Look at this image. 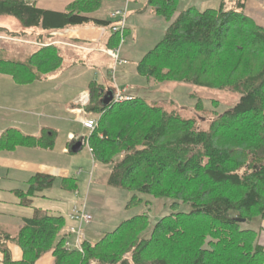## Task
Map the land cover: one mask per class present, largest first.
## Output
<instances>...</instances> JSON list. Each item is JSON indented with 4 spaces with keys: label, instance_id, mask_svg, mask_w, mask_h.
<instances>
[{
    "label": "trees",
    "instance_id": "1",
    "mask_svg": "<svg viewBox=\"0 0 264 264\" xmlns=\"http://www.w3.org/2000/svg\"><path fill=\"white\" fill-rule=\"evenodd\" d=\"M31 1L0 0V17L23 28L5 32L0 26V31L29 38L27 30L40 29L38 40L48 32L112 24L94 15L106 0H72L63 11ZM244 1L221 0L216 8L200 10L182 9L179 0H147L167 25L162 39L136 64L137 74L240 94L208 130L198 128L195 118L140 97L104 105L111 88L89 83L88 110L99 118L88 142L94 160L110 165L106 184L133 192L127 206L141 202L138 193H145L171 198L174 211L160 218L147 238L142 234L148 216L137 214L94 242L83 236L79 250L65 246L62 216L35 209L15 236L0 232L2 264H36L47 253L53 264H264L258 231L243 229L240 222L264 220V27L244 14ZM109 40L108 48H114L119 36L111 34ZM54 51L40 47L25 63L6 62V72L18 82L40 79L59 67L61 56ZM7 136L15 138L4 139L11 148L45 140L12 129ZM53 137L48 135V147ZM54 179L35 174L20 197L51 187ZM181 203L190 206L187 213L175 211ZM4 241L16 243L21 260L12 259Z\"/></svg>",
    "mask_w": 264,
    "mask_h": 264
},
{
    "label": "rangeland",
    "instance_id": "2",
    "mask_svg": "<svg viewBox=\"0 0 264 264\" xmlns=\"http://www.w3.org/2000/svg\"><path fill=\"white\" fill-rule=\"evenodd\" d=\"M68 1L70 0H32L31 3L41 8L63 11L65 3ZM123 3L124 0H106L94 15L100 14L102 18L111 20L109 18L110 9L120 7ZM190 6L202 10L207 7H218V3L216 0H210L207 4H205V0H179L180 8L185 9ZM245 7L246 3L243 8L244 14ZM166 25L164 18L154 13L147 4V0H130L123 43L119 53L120 58L126 60L125 64L115 65V61L104 50H101L95 53L100 63L94 64L84 54L78 57L81 60L80 64L69 67L67 64H63L62 70L59 69L62 71L61 73L52 76L54 73L48 72L49 78L47 77L43 81L21 85L14 82L10 76L2 77L3 75L0 74V135L12 127L26 133L36 134L38 128L52 122L57 130V133L53 134V159L57 162L58 168L65 169L64 171H67L70 177L77 180L78 190L74 191L67 188L68 179L61 181L62 178H56L52 186L45 188L40 196L30 197V203L34 207L41 206L52 210L54 214L61 215L66 224L70 225L68 216L72 208L80 206L86 195L85 209L92 215V221L84 229L87 230V235L93 241L97 240L104 232L112 231L121 221L137 214H147L148 216V229L142 234L147 238L154 224L160 218L174 211L170 208V204L174 200L138 193V197L142 201L127 206L133 192L106 184L110 165L94 160L86 146H83L78 153L63 154L61 152L62 147H67L68 150L71 148L72 142L67 139L68 131H71L77 138L91 134L88 129L83 127L80 115L67 114L65 109L67 105H72L71 109L75 106L78 97L88 90L90 82H100L106 88H113L114 85L125 87L127 94L133 97L144 98L152 104L179 114L182 118H195L197 127L204 130H208L210 123L224 110L235 105L240 98L239 93L230 89H211L178 81L155 82L137 74L136 64L162 39ZM0 26L5 27V32H22L23 29L15 19L10 17H0ZM102 28L107 32V35L110 27ZM27 31L31 32L29 38H17L24 41L35 40L39 47L48 46V33L43 39L37 40V37L44 33L43 31L40 29ZM3 32L0 31V53L4 47L3 44L12 39L6 38L12 36ZM33 49V47L29 49V52ZM88 105L85 110L90 112ZM90 113L97 115L93 112ZM51 115H56L60 119H50ZM30 124L32 126L27 127ZM48 135L46 130L45 136ZM33 157L32 161L48 159L39 153ZM51 162H53L52 158ZM2 174L5 175V170L0 168V187L11 186L20 189L27 187V183L19 180H21L20 178L24 179L28 174H18L15 180L8 182L1 178ZM18 198L22 204L20 197ZM20 208L21 211L27 208L33 209L32 207H23V205H20ZM189 210L188 204L181 203L175 211L187 213ZM258 221L259 218H254L253 224L245 223L246 221L241 222V228L255 229L254 225ZM66 238L70 246L75 247L73 236L68 235Z\"/></svg>",
    "mask_w": 264,
    "mask_h": 264
},
{
    "label": "crops",
    "instance_id": "3",
    "mask_svg": "<svg viewBox=\"0 0 264 264\" xmlns=\"http://www.w3.org/2000/svg\"><path fill=\"white\" fill-rule=\"evenodd\" d=\"M72 1V0H70ZM68 1L65 3L66 5L70 2ZM215 1V0H212ZM221 0H216V2L219 5V2ZM210 0H205V4L209 3ZM246 7H245V14L250 16L255 23H257L259 26L264 27V0L260 1H251V0H246ZM104 4V3H103ZM115 8H119L118 6ZM115 8H111L109 12L114 10ZM207 8H216V7H207ZM62 11V10H61ZM99 18H102L100 14L95 15ZM104 19V18H102ZM107 32L102 27L94 26V25H88V26H83V27H72L60 31H54V32H48V50L50 52V48L55 47L54 53L59 54L61 56V63L58 68L54 70H50V72L54 73L53 75L59 74L62 71V65L67 64V67L75 65V64H80L81 60L78 58L81 55H87L88 59L94 64L100 63V60L97 56H95V53L100 52L101 50H105L106 48L109 47L110 45V36L111 32L106 35ZM6 38H12L11 40H6L5 44H3V50H1L0 53V74L2 77H7L10 76L11 79L16 82L17 84L21 85H26L29 83H32L34 81H43L47 79L48 74L40 79H35L32 82H18L16 81L12 75L8 72H6V62L8 64L10 62H18V63H25L29 56L34 54L40 47L37 45L35 40H30V41H24L21 38L17 37H6ZM3 38V39H6ZM41 41V40H39ZM55 44V45H54ZM34 48L31 52H29L31 48ZM20 48V50H18ZM10 66V65H9ZM51 77V76H50ZM49 78V77H48ZM7 79V78H5ZM11 83V82H9ZM99 84H102L99 82ZM10 88H12L10 86ZM125 88V87H124ZM72 105H67L65 107L66 113L67 114H75L70 111ZM50 119H60V117H57L56 115H51L49 116ZM49 123V122H48ZM29 124V123H28ZM32 126L31 124L27 127ZM17 130L19 131L22 135L26 136H31L34 138H40L43 137L45 140L42 143L36 142L35 145L33 146H27V145H16L15 147L11 148L8 144V142H5L4 139H9V140H14L15 138L12 136L6 137V132L9 130ZM38 133H26L18 128H8L6 129V132H2L0 137L2 136L1 143H0V168L5 170V175H1L2 179H5L8 181L15 180L16 175L18 174H28L27 177L20 178L23 183H27L28 186V180L34 176L35 174H42V175H51L55 179H68L69 180V185L67 188L70 190H78V185H77V180L73 177H70L68 175L69 173L64 171L65 169L58 168L57 162L53 159L54 152H53V147H48L46 145L48 142V136L46 137V130L48 131L49 135L50 133L56 134L57 130L55 129V125L49 123L48 125L42 126L37 129ZM74 135L71 131L67 132V139L70 141L69 136ZM76 136V135H74ZM16 137V136H15ZM54 139V137H53ZM71 142V141H70ZM67 147H62L61 152L63 154H66L68 152H64V149ZM42 154L45 155L48 159L44 161H32L31 158H34L33 156L35 154ZM92 156V155H91ZM51 158L52 161L51 162ZM94 159V157L92 156ZM63 170V171H62ZM79 173V172H78ZM27 187L25 189H20L17 187H11V186H1L0 187V232L2 233H7L10 234L11 236H15L19 229L23 225V219L24 218H31L34 215L35 209H40L47 214L51 215H56L52 212V210L44 208V207H34L30 203V197H35V196H40L42 191L36 192L32 196H25V197H20L22 195L23 191H26ZM21 199L22 204L19 202V198ZM86 195L84 197V202H86ZM26 200L27 202L24 203ZM20 205H23V207H32L33 209H24L21 211ZM57 216V215H56ZM61 216V215H60ZM70 221V220H69ZM253 224V222H250ZM64 229L61 231V235L65 236V242H69L66 238L68 236L65 233V229L70 226L67 225L66 222L64 223ZM255 226L257 233V240L258 242L264 246V220H260L257 222ZM87 231V230H86ZM84 229V236L85 238H89L88 233ZM73 236L74 240L75 237L74 235H69ZM90 239V238H89ZM91 240V239H90ZM72 241V240H71ZM94 242L93 240H91ZM10 250L12 259L14 261H19L22 258V251L21 249L16 245L15 242L12 241H4ZM2 260V255L0 253V264ZM53 256L51 253H47L44 256H42L40 259L36 261V264H53Z\"/></svg>",
    "mask_w": 264,
    "mask_h": 264
},
{
    "label": "built area",
    "instance_id": "4",
    "mask_svg": "<svg viewBox=\"0 0 264 264\" xmlns=\"http://www.w3.org/2000/svg\"><path fill=\"white\" fill-rule=\"evenodd\" d=\"M129 2L130 0H124L122 6H120L119 8H115L109 13V18L112 21V24L110 26V32L111 34H117L119 36V42L116 47L106 48L104 52L115 61V65H121L126 63V60L120 58L119 53L124 38ZM112 91V100L110 103H123L131 101L134 98L130 94H127L126 89L124 87H119L118 85H114ZM89 102L90 92L89 90H86L78 97L75 102V106L70 109V111L77 115H80L83 127L88 129L90 132H93V130L97 127L99 115H92L90 112H87L85 110V107L89 104ZM69 138L71 142L80 140L82 146H86L89 153L93 156L92 148L90 147L88 142V136L77 138L76 136L71 134ZM64 152H68V149L65 148ZM68 219L70 220V222H72V224L68 226L64 231L67 235H74V248H78L79 250H81L80 244L84 236V228L92 221V215L89 214L85 209V202L82 203L80 206H74L68 216ZM65 246L71 247L69 242H66Z\"/></svg>",
    "mask_w": 264,
    "mask_h": 264
},
{
    "label": "water",
    "instance_id": "5",
    "mask_svg": "<svg viewBox=\"0 0 264 264\" xmlns=\"http://www.w3.org/2000/svg\"><path fill=\"white\" fill-rule=\"evenodd\" d=\"M112 88L111 89H107L103 95V98H102V103L104 105H109L111 100H112ZM82 143L80 140H76L72 143L71 145V152L72 153H78L81 149H82ZM240 222H245V219H240Z\"/></svg>",
    "mask_w": 264,
    "mask_h": 264
},
{
    "label": "bare ground",
    "instance_id": "6",
    "mask_svg": "<svg viewBox=\"0 0 264 264\" xmlns=\"http://www.w3.org/2000/svg\"><path fill=\"white\" fill-rule=\"evenodd\" d=\"M88 25V24H87Z\"/></svg>",
    "mask_w": 264,
    "mask_h": 264
}]
</instances>
